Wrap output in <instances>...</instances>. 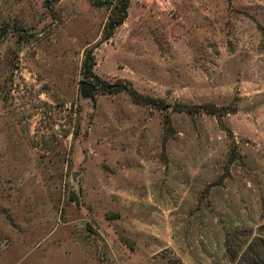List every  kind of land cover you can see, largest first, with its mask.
<instances>
[{
	"label": "rangeland",
	"instance_id": "374dc122",
	"mask_svg": "<svg viewBox=\"0 0 264 264\" xmlns=\"http://www.w3.org/2000/svg\"><path fill=\"white\" fill-rule=\"evenodd\" d=\"M109 12L0 0V264H230L264 222V0H129L102 40ZM88 50L154 104L81 96Z\"/></svg>",
	"mask_w": 264,
	"mask_h": 264
},
{
	"label": "trees",
	"instance_id": "16d2710c",
	"mask_svg": "<svg viewBox=\"0 0 264 264\" xmlns=\"http://www.w3.org/2000/svg\"><path fill=\"white\" fill-rule=\"evenodd\" d=\"M94 7H102L105 5L109 9V14L103 26L102 40H108L113 31L123 23L126 18V10L129 0H88ZM94 62L91 51L85 52L81 64V74L84 78H89L94 81V86L99 91L109 94L123 92L127 94L133 103L150 105L154 101L148 97H143L134 91L130 86H126L121 82L106 83L92 74ZM178 111L193 113H205L214 116L218 122H221L222 117L226 113L223 109L215 108L212 105H203L201 107L192 108L185 105H177ZM235 160V159H234ZM231 162V159L230 161ZM224 253L230 264H264V222L260 224L255 234L246 238H238V236H230L224 241Z\"/></svg>",
	"mask_w": 264,
	"mask_h": 264
},
{
	"label": "water",
	"instance_id": "95a60500",
	"mask_svg": "<svg viewBox=\"0 0 264 264\" xmlns=\"http://www.w3.org/2000/svg\"><path fill=\"white\" fill-rule=\"evenodd\" d=\"M78 86L80 95L88 97L91 101H93L94 85L86 81H80Z\"/></svg>",
	"mask_w": 264,
	"mask_h": 264
}]
</instances>
